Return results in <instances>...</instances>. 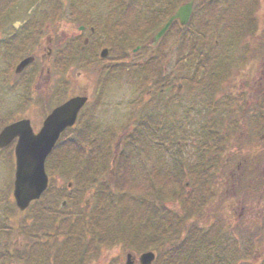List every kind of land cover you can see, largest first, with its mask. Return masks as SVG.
Masks as SVG:
<instances>
[{
  "label": "rangeland",
  "instance_id": "obj_1",
  "mask_svg": "<svg viewBox=\"0 0 264 264\" xmlns=\"http://www.w3.org/2000/svg\"><path fill=\"white\" fill-rule=\"evenodd\" d=\"M7 1L9 7L24 11L37 0ZM163 1L166 0H44L33 11L32 22L37 24L31 32L39 34L40 28L44 32L42 39L55 31L62 47L72 43L74 59L72 87L67 91L64 85L59 88L58 80L60 85L64 83L65 75L57 72L55 88L41 90V113L46 112L48 104L51 109L87 90L90 100L98 103L90 107L93 111L86 109V116H81L69 140L59 143L47 168L50 187L25 211L16 207L12 189L8 190V168L0 157V251L15 257H3L5 264H31L24 259L29 258L27 251L34 257L30 258L32 264H76L79 259L85 261L86 255V264H123L128 251L139 257L145 250L156 252L154 264H264V162L256 160L257 165L252 164L253 155L249 153L246 163L243 138L248 117L243 94L246 83L257 81L260 64L259 58L250 55L246 59L243 54L246 37L249 43L256 41L259 29L247 35L243 27L254 24L257 3L258 27L263 22L264 0H197L187 27H172L153 51L146 47L134 53L133 49L147 41L166 18L160 8ZM27 10L25 16L20 12L23 21L27 20ZM41 12H45L43 27L35 19ZM81 24L95 27V41L110 44L104 63L85 62L79 48L87 33H80ZM115 53L119 56L116 65L112 61ZM157 76L166 81L168 90L160 100L147 99V91L155 88ZM254 112L251 107L248 115ZM253 120L251 116L249 131L255 127ZM147 121L149 132L155 133L158 127L160 132L141 136L136 127ZM76 128L88 130L90 137L76 135ZM219 129L216 136L226 137L222 149L228 162L209 166L206 159L205 168L209 166L214 174L209 186L192 169L200 163L203 151L206 157L214 155L209 146L215 144L211 132ZM136 132L132 147L131 136ZM73 141L86 148L87 158L81 162L90 164L82 167L96 177L80 175L70 167V162L72 166L74 163ZM60 160L64 166L59 165ZM120 161H124L127 177L121 189L116 190ZM181 162L186 168L180 173L185 177L176 185L179 192L189 196L187 199L195 201L193 209L199 206L181 231V238L189 235L193 241L190 246L153 249L127 239L114 242L112 238L95 247L89 245L94 238H100L90 231L94 221L102 220L112 230L120 209L129 221L150 219L155 205L149 192L159 182L167 189L172 187L174 167ZM246 165L249 169L243 170L241 167ZM113 167L116 173L111 182ZM209 174L201 173L204 178ZM120 197L122 202L118 201ZM64 199L68 203L59 209ZM165 205L169 209L158 207L160 221L167 213L171 215L169 211L186 214L179 200ZM71 226L75 228L73 233L68 230ZM84 229L88 237L80 241L87 248L76 238ZM154 239L148 237L146 244L154 245ZM171 259L175 261L170 263Z\"/></svg>",
  "mask_w": 264,
  "mask_h": 264
},
{
  "label": "flooded vegetation",
  "instance_id": "obj_2",
  "mask_svg": "<svg viewBox=\"0 0 264 264\" xmlns=\"http://www.w3.org/2000/svg\"><path fill=\"white\" fill-rule=\"evenodd\" d=\"M37 1L42 5L44 0ZM169 1H163V7L166 10L169 3L178 5L180 0H176V2L174 0ZM183 2L184 0H181V3ZM26 9H29L26 13L28 17L26 21H23L21 18L25 16ZM19 10L16 11V7L14 10L10 9L7 0H0V131L7 125L23 121L24 126H31L33 131L37 133L47 115L59 105V103H56L50 109L48 104L46 108L44 107V109H47L46 112L41 113V90L50 91L51 88H55L57 72L65 75L64 83L60 85V80H58L59 88L64 85L67 91L68 88L72 87L71 71L74 64L72 43L69 42V44L62 47L61 41L57 43L56 32L53 30H48V34L40 39L44 33L40 28L39 34L31 32L32 26L37 24L32 22L33 18L31 16L34 10L29 6L24 11ZM20 12L24 16L20 15ZM44 13L41 12L35 17L37 21H40L38 23L42 27L43 24H46L41 22L43 16H45ZM258 29L257 40L247 44L245 49L246 59L251 55V57L259 58L260 62L257 65L259 71L257 81L253 82L252 85L246 83L245 93L243 94L244 111L248 116L246 117V132L244 133L247 164L250 157L249 153L253 155L252 164H256V160L264 162V19ZM95 32L94 26H90L89 31L88 27L85 26L80 33H87V35L83 38L79 49L83 55L85 54L84 60L86 63L98 65L104 63L105 58H108V56L101 57L102 50L108 48L109 55L111 49L109 44L105 45L102 42L95 41L93 36ZM98 51H100L99 54ZM113 57V63L117 64L119 56L115 53ZM27 58H30V62L21 70H18L19 64ZM100 71H103V69H100ZM165 89V83L162 82L158 90L160 93H164ZM84 93L88 94L89 101L81 112L84 113L86 109L93 111V108L90 107L95 106L98 102L90 100L89 90ZM153 93L154 89H151L147 94L151 97ZM251 107L255 112L248 115ZM90 111L88 114H90ZM251 116L254 118L255 127L249 131L248 124ZM70 136L71 134L66 129L61 134L60 140H69ZM18 140L19 137L17 136L10 144L0 148V157L3 158L9 171V183L14 177L16 168L15 147ZM241 168L243 170L249 169L247 165Z\"/></svg>",
  "mask_w": 264,
  "mask_h": 264
},
{
  "label": "trees",
  "instance_id": "obj_3",
  "mask_svg": "<svg viewBox=\"0 0 264 264\" xmlns=\"http://www.w3.org/2000/svg\"><path fill=\"white\" fill-rule=\"evenodd\" d=\"M256 1V0H255ZM170 15V13H168L166 15V18ZM164 19L160 24L159 27H161L167 19ZM253 21V19H252ZM254 23V21H253ZM153 25V24H151ZM257 28V25L255 27V24H253V26L249 25V26H245L243 27L244 31L246 32V34H250L254 31V29ZM149 29V27H148ZM153 32L155 30V28L153 29V27L151 28ZM158 29V28H157ZM156 29V30H157ZM155 30V31H156ZM153 34V33H151ZM150 37V36H148ZM147 37V39H148ZM145 41L143 40L141 43H144ZM223 68H221L222 70ZM218 72V71H217ZM236 74V73H235ZM234 74V75H235ZM141 132L142 136H145L144 133L147 132V126L146 129L144 127V125H142L139 129ZM220 129L217 131V133L215 132V130H212V135L211 138L214 137V141L215 144H209V146L212 148L210 149V152L213 151L215 155H213L212 157L207 158L206 157V153L205 151H203L200 155H199V164L197 166L194 167L193 172H195V174H197L199 177H197L199 180H201L203 183L208 184L209 182V186L212 182H210L211 179H213L214 174H211L210 170L205 169L203 167H205L206 164V159H209L210 165H213L214 162H222V163H226V157L224 158V152H223V145L225 142V138L223 136H216L220 133ZM157 131H155L156 134ZM218 138V139H217ZM95 141V140H93ZM159 141V140H158ZM131 143H132V147H134L135 145V140L131 139ZM178 145V144H177ZM138 147V146H137ZM178 147V146H177ZM71 150L73 152V157H74V163H73V171L75 172H79L80 175L82 174H88L92 177H96V175L94 173H89L88 172V168H84L82 166H88L89 164H85L83 162L82 164V159L84 161L83 158V151L86 150V148H84V146L82 144H77L76 141H73L71 143ZM222 151V153L220 155H217V153H220ZM211 154V153H209ZM215 159L217 161H215ZM205 162V163H204ZM124 164V161H120V165L117 168V173H116V182L118 183V186L116 188L117 189H121V184L123 185L124 182V178L127 177V173L125 172L124 168L122 167V165ZM185 164H183L182 167V162L177 165L176 167H174L175 171L173 173L174 178L171 180L172 182V187L170 188H165L164 185H162V183H158L155 186V189L152 192H149L150 198L153 201V204L155 205V211L153 216L150 219H138L137 221H129L127 216H125V211L123 209H120L117 213V215H119V218L117 219L115 217V223H114V229L110 230V226L106 223V222H100L98 223V221H96L93 224L92 227V232L95 236H99L101 240H99L98 238H94L93 241L91 243H89V245L91 247H95L96 244L99 245V243H102L106 240H108V238H112V241L114 242H119V241H124V240H130L133 243H138L141 247L143 246H147V247H151L153 249H158V247L161 246H165V245H172V246H183L184 248L187 246H190L192 244V240H190L188 237H182L181 231L184 229V227L186 228V222L189 220L188 218H190V216L194 213L197 212L198 208L193 209V203H195L194 200H189L187 199L189 196L187 194L181 193L179 192V188L176 185V183L178 182L179 179H181L182 177H185V174L180 173L183 172V169H185L186 167H184ZM177 170H179V172H177ZM210 173L208 177H202L201 173ZM165 181V180H164ZM214 182V180H213ZM170 184V183H169ZM184 189V188H183ZM207 190H208V186H207ZM118 197V196H117ZM122 198L120 197L118 199V201L122 202ZM179 200L182 205L185 208L186 214L184 216H181L180 213L178 212H171V215L167 213L164 217L165 220L160 221L159 218L157 217L158 213H159V209L158 207L161 205L163 206V209L167 208L169 209L166 205L165 202L167 201H177ZM163 211L161 210L160 213H162ZM161 217V215H159ZM180 218V219H178ZM196 227V226H195ZM68 230H70V232H74L75 228L73 226L68 227ZM82 230V229H80ZM168 231V232H167ZM170 232H174V234H170ZM82 233V232H81ZM79 233L76 238L79 239L78 241L82 240L83 235ZM127 233V235L125 236V234ZM192 232L190 231V234ZM151 237V238H155L154 239V245H148L146 244L147 242V238ZM202 237V236H201ZM81 242V246H85L87 248L86 245L83 244L82 241ZM99 242V243H98ZM81 246H79L81 248ZM88 248H90L88 246ZM187 249V248H186ZM11 253H6L5 251H0V257L3 260V257L6 258H15L14 256H10ZM25 255L29 258H24L27 259V262H31L32 264V260H30V258H34L32 256V253L30 251H27L25 253ZM88 255H86L85 261H80L79 259V263L76 264H86ZM167 261V260H166ZM174 260L171 259L170 263H173ZM2 262V261H0ZM167 263V262H166ZM2 264L4 263V260L2 262ZM26 264V263H25Z\"/></svg>",
  "mask_w": 264,
  "mask_h": 264
},
{
  "label": "water",
  "instance_id": "obj_4",
  "mask_svg": "<svg viewBox=\"0 0 264 264\" xmlns=\"http://www.w3.org/2000/svg\"><path fill=\"white\" fill-rule=\"evenodd\" d=\"M194 0L182 5L169 21L153 37L156 44L168 31L174 20H180L187 24L190 20ZM140 47H137L139 49ZM136 49V50H137ZM105 50L103 55L105 56ZM30 60H24L20 68H23ZM88 97L75 96L53 110L45 119L41 130L35 134L30 126H24L23 122H16L7 126L0 133V147L8 145L13 138L19 136L16 146L17 170L15 178L14 197L19 209L25 210L30 203L39 199L48 188L49 176L45 169V162L53 150L61 133L75 124L78 113L86 104ZM66 201L62 203V207ZM155 253L145 252L140 257L141 264H152ZM134 264L131 254H128L127 263Z\"/></svg>",
  "mask_w": 264,
  "mask_h": 264
}]
</instances>
